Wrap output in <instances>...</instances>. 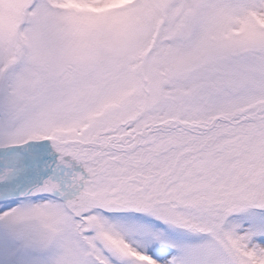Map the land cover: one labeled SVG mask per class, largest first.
<instances>
[{
	"label": "snow or ice",
	"instance_id": "obj_1",
	"mask_svg": "<svg viewBox=\"0 0 264 264\" xmlns=\"http://www.w3.org/2000/svg\"><path fill=\"white\" fill-rule=\"evenodd\" d=\"M0 264H264V0H0Z\"/></svg>",
	"mask_w": 264,
	"mask_h": 264
}]
</instances>
